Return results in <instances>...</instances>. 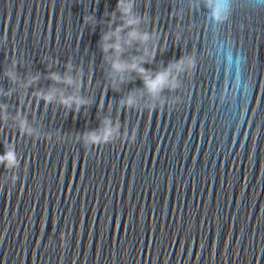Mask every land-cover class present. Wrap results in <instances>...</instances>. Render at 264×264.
<instances>
[{"label": "water", "instance_id": "95a60500", "mask_svg": "<svg viewBox=\"0 0 264 264\" xmlns=\"http://www.w3.org/2000/svg\"><path fill=\"white\" fill-rule=\"evenodd\" d=\"M117 2L0 0V155L11 142L20 161L15 184L0 164V264H264V0H228L222 21L208 0H131L153 39L122 59L153 75L185 63L156 100L135 71L109 75ZM53 72L87 105L39 99L76 91ZM105 119L111 144L75 140Z\"/></svg>", "mask_w": 264, "mask_h": 264}, {"label": "clouds", "instance_id": "9594fccd", "mask_svg": "<svg viewBox=\"0 0 264 264\" xmlns=\"http://www.w3.org/2000/svg\"><path fill=\"white\" fill-rule=\"evenodd\" d=\"M208 6L212 10L213 18L217 21H222L227 19V12L229 9L228 0H208ZM117 9L121 12L123 18V24L118 26L114 31L108 32L101 37L103 41L101 45V51L107 54L109 50L114 52L113 56H107L106 59L110 63V77L114 80L117 76L123 80V73L135 71L141 78L144 84V88L147 93L153 98V100L159 99L161 93L165 89L173 90L179 87V81L176 78L175 73H179L185 70V63L183 60H178L174 65L168 67L163 72H156L154 75L149 72L148 69L144 68L142 65L148 61L141 57H132L130 61H125L122 59V55L126 50V47H131L133 43H138L142 45H147L150 40L153 39L148 33H142L137 30V25L140 23V19L136 17L132 12V3L129 0L125 3L124 0H118ZM92 17H87L86 21H90ZM125 29H131L127 32V37L125 39L121 38V32ZM112 41V42H110ZM145 55H148V49L145 47ZM70 67V66H69ZM5 75L9 80L15 81L17 79L16 74L12 71H6ZM57 84H66L70 87H75L76 91L73 94L65 95L63 90L51 88L48 92H38L37 96L39 99L45 101V103H52L57 99L59 103L66 108H73V111H78L80 107L87 105L88 101L79 95L80 81L74 80L73 77L65 74L63 77L58 73H51L48 77ZM38 77H33L29 80L28 85L35 83ZM26 85V86H28ZM122 103L133 106L136 103V99L133 96H129ZM163 104V101H161ZM4 109L3 120L7 121L8 117L6 114L7 106H2ZM103 127L100 130L94 132H88L82 134L78 139L75 138L77 142L82 143L85 149L93 146H100L105 144H111L112 141L119 134V124L117 123L113 126L112 121L105 119L103 122ZM18 130L24 135H33L34 130L29 127L26 119H20L18 124ZM127 135L126 133L124 134ZM46 140H50L51 137H46ZM136 140V131L133 130L131 136H127V141L129 143H134ZM63 142V140L61 141ZM9 147H6L3 155H0V164L4 165L5 170H13V175L10 178L12 184L19 179L15 174V169L20 166V161L17 158L14 145L9 142ZM9 178H5L7 182ZM64 236L61 234V241L64 242Z\"/></svg>", "mask_w": 264, "mask_h": 264}]
</instances>
